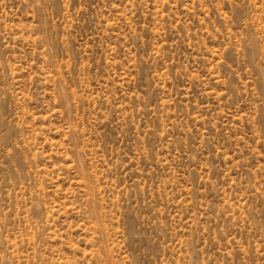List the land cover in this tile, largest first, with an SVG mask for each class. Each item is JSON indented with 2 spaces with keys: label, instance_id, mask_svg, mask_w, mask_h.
<instances>
[{
  "label": "rangeland",
  "instance_id": "obj_1",
  "mask_svg": "<svg viewBox=\"0 0 264 264\" xmlns=\"http://www.w3.org/2000/svg\"><path fill=\"white\" fill-rule=\"evenodd\" d=\"M0 264H264V0H0Z\"/></svg>",
  "mask_w": 264,
  "mask_h": 264
}]
</instances>
